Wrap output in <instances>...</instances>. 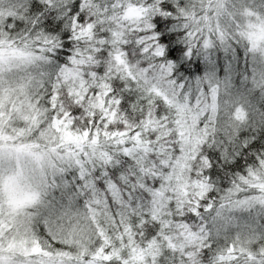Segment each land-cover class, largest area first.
Masks as SVG:
<instances>
[{
	"label": "snow or ice",
	"instance_id": "snow-or-ice-1",
	"mask_svg": "<svg viewBox=\"0 0 264 264\" xmlns=\"http://www.w3.org/2000/svg\"><path fill=\"white\" fill-rule=\"evenodd\" d=\"M45 9L49 11L45 13ZM133 9L139 18L130 20ZM174 11L164 0H114L110 6H103L98 0H7V6L0 3V264H53L45 255L32 254L34 247L52 257H63L62 264H123L112 257V249L127 244L126 229L135 233L137 241L145 243L165 239L169 232L180 236L181 230L187 229L193 236L190 246L181 251L164 247L159 257L149 258L148 264H201L202 257L207 258L206 250L212 249L221 235L218 225L224 213L253 209H234L233 205L260 195L256 181H249L256 177L264 188V157L259 161L260 170L250 169L247 176H239L218 205L207 203L215 186L206 174L212 163L203 156V148L214 140L215 132L208 134V129L214 123L217 126L220 119L217 112L214 120V111L209 109L214 101L227 106L231 98L220 97L217 82L193 101L185 93V84L175 78L179 59L176 54L185 50L173 47L177 33L171 31L170 17ZM36 12L42 14L44 25L35 17ZM59 13H65L70 20L71 31L65 32L64 37L70 36L71 43L64 44L52 35L65 26L63 18H52ZM224 17L264 21V3L256 10L247 0H240L231 8L229 0H206L199 10L184 14L189 57L194 48L208 49L217 40L224 43L233 35L241 40V23L228 33L222 27ZM61 48H73L64 53L69 60L49 71L47 66L52 65ZM261 79L264 80V71ZM134 97L135 102H131ZM185 110L197 114L196 127L204 130L208 138L200 143L192 158L187 171L189 189L182 193L173 177L175 162L186 152L180 127ZM137 113L135 120L130 118ZM63 128L86 137L87 142L80 148L61 147ZM16 139L31 141L36 147L43 145L58 152L61 159L69 152L73 154L68 163L53 157L57 171L47 188L62 189L71 197L70 186L57 182V173L71 166L82 178L77 192L88 198L87 210H100L103 205L106 215L102 213L99 223L88 220L91 242L86 244L87 251L85 242L78 241L70 218L74 198L59 211L48 191L21 186L26 164L20 147L15 145ZM123 158H128L127 163H134L139 171L123 187L113 183L110 194L99 196L89 180L95 182L97 173L106 176L110 166L124 163ZM13 187L21 198L31 197L35 206L28 209L23 225L14 226L5 234L4 197ZM145 200L150 201L149 211L137 206ZM206 203L205 210L212 214L211 227L203 221L200 211ZM57 214L68 219L67 225L53 226L51 218ZM197 218H201L198 225L187 222ZM41 219L67 250H56L39 238L34 227ZM8 227L13 229L11 224ZM236 227L239 228L238 221ZM13 235L28 241L25 253L7 252ZM216 264H264V233L255 247L239 253L236 242L229 244L216 257Z\"/></svg>",
	"mask_w": 264,
	"mask_h": 264
},
{
	"label": "trees",
	"instance_id": "trees-1",
	"mask_svg": "<svg viewBox=\"0 0 264 264\" xmlns=\"http://www.w3.org/2000/svg\"><path fill=\"white\" fill-rule=\"evenodd\" d=\"M0 1H3L4 6H7V0ZM98 2L103 6H110L114 0H98ZM135 2L144 3V0H135ZM164 2L175 9L170 17L173 21L171 31L177 33L173 47H181L185 50L184 53L176 54L179 59L176 61L177 70L175 75L179 83L185 84V93L190 94L194 101L200 92L209 91L210 85L217 82L220 83L218 93L222 99H224L225 89L232 92H237V90L241 89L243 93V100L241 101L240 99L238 102H234L232 106L230 104L227 106L223 104L217 105L214 101L211 109H209L214 111V120L217 112L220 113V119L217 126L214 123L208 129V134L215 132L214 140L203 148V156L207 157L212 163V167L206 170V174L211 176L212 183L215 186L213 191L208 195L207 203L215 202L218 205L229 194L233 188V182L239 176H247L250 169L260 170L259 161L264 157V82L259 83L258 81L261 78V72L264 71V60L261 59L260 55L252 53L243 25L239 29L241 40L237 39L234 35L224 43L217 40L214 46L208 49L202 46L194 48L192 55L189 57L187 55L189 45L185 39L187 32L184 28V14L191 13L193 10H199L201 6L206 4V0H164ZM248 2L250 6L256 10H260V6L264 3V0ZM47 11L49 10L45 9V13ZM35 17L39 20L40 25H44L45 20L41 18L42 14L40 12H36ZM52 18L57 21L63 18L65 25L61 27L58 33H52V35H55L64 44L71 43L70 36L68 38L64 37L65 32L70 33L71 31L70 20L67 15L65 13H59L56 17ZM138 18L139 14L137 11L135 9L131 10L129 19L135 20ZM227 20L229 18H222V27L226 32L233 33L236 22L231 21L233 24L230 30L224 27V25L228 24ZM43 31L47 32L48 29L44 27ZM179 33H183V35ZM11 34L17 35V33ZM72 51L73 48L59 49L57 52L58 58L53 57V63L47 67L48 70L55 71L56 67L61 65V61H68L69 57L64 55V53H70ZM254 56L260 60L255 59ZM135 99L134 97L131 102H135ZM232 108L233 110H231ZM127 111L130 112L131 109L129 108ZM145 111H147V108H145ZM163 111L164 109L161 107V115ZM137 115L139 114H133L130 118L135 120ZM197 119L198 116L195 112L185 110V114L182 116L180 122L186 152L182 159H178L175 162L173 179L182 193L189 189L187 171L191 168L192 158L198 150L200 143L208 138L204 130L196 127ZM241 123H243L242 126L240 125ZM86 142V137L77 136L68 131L67 128L62 129L61 147L75 145L80 148ZM15 145L22 150L53 153V157L55 156L56 160H59L60 163H68L69 157L73 155L69 152L61 159L58 152L45 149L43 145L36 147L33 142H22L20 139L15 140ZM245 145L247 146L245 147ZM127 159L123 158L124 163L120 166H110L106 176L103 173H97L95 182L89 180V184L93 185L94 191L99 196L103 197L106 192L110 194V185L113 183L119 187H123L128 183L129 178L139 171L134 163H127ZM52 168L53 170L46 176L45 186L41 191L46 190L49 192L54 207L59 211H63L64 208L68 207L69 200L74 198V202L71 204L72 216L70 218L75 223L74 230L78 241L85 242L84 250L87 251L86 244L91 242L89 240L91 229L88 227V220L92 219L94 223H99V220L102 218V213L106 215V211L103 205H101L100 210L96 208L87 210L88 198L79 195L77 192L82 186V178L74 167L69 166L65 171L57 173L59 177L57 182L62 186H70L69 191L71 192V197L62 189H53L52 191L50 188H47L48 181L57 171L56 161ZM253 181H256L255 186L260 191V195L251 200L237 202L233 205L234 209H253L251 211H235L234 213L230 211L224 213L222 222L218 227L223 226L225 228L227 223L229 226L228 228L226 227V232H222L221 230V235L215 239L213 248L206 250L207 258L202 257L201 264H216V257L233 242H236L238 253L250 246H256V241L260 237H254L249 240L245 235L235 230V225L241 217L247 218L248 221L252 224H257V226H264V209L259 208L260 206H264V203L260 201L264 198V188L260 186L261 182L256 177L250 178L249 182L251 183ZM249 194H252L251 189L249 190ZM207 203L201 207L200 211L203 221L211 227L212 214L205 210ZM148 205H150V201L145 200L143 205L138 203L137 206L144 207L145 211H149ZM34 206L35 203L25 207L26 214H28V209ZM113 208H116L114 203ZM159 214L157 212V215ZM51 219L53 226L59 224L63 227L68 223V219H61L59 214L53 216ZM187 222L198 225L201 223V218ZM105 224L107 225V220H105ZM34 230L41 240L51 243L54 249L67 250L61 239L55 238L50 234L49 227L45 224L44 220L41 219L36 223ZM125 234L128 237L127 244L121 243L118 247L114 246L112 249V257L116 260H121L123 264H148L149 258L155 259L159 257L161 255V249L164 247L171 248L174 251H181L193 242V236L187 229H182L180 236H177L175 232H169L165 239L152 240L147 243L143 240L137 241L135 239V233L130 230L126 229ZM152 238L154 237H149V239ZM109 243H111V239H109ZM7 252L12 255L20 254L17 251L14 252L11 250ZM46 259L53 262V264H62L64 258L52 257L50 255Z\"/></svg>",
	"mask_w": 264,
	"mask_h": 264
},
{
	"label": "rangeland",
	"instance_id": "rangeland-1",
	"mask_svg": "<svg viewBox=\"0 0 264 264\" xmlns=\"http://www.w3.org/2000/svg\"><path fill=\"white\" fill-rule=\"evenodd\" d=\"M248 1H253V0H247V2ZM239 2L240 0H229V8H231L233 4L238 5ZM0 3H3V1H0ZM231 21L233 20L230 18L229 20H227L228 24L224 25L226 29L228 28L231 30L233 24L231 23ZM235 22L241 23V25H243V28L245 29L244 32L249 40V46L252 53L260 55L261 59L264 60V21H259V22L248 21V20H243V18L237 17L234 23ZM255 59L260 60L257 57H255ZM258 82L263 83L264 80L260 78ZM229 97L231 98V103H229L231 106L234 102L236 101L238 102L240 99L242 101L243 100L242 90L240 89L237 90V92L236 91L232 92L228 89H225L224 99H228ZM21 151L23 153L22 159L26 164V169H25L26 175L24 180L22 181L21 186L30 185V186L38 187L40 190H43L45 186L46 176L49 172L53 170L52 167L55 164V161L53 159V153L34 152L31 150L28 151L22 149ZM16 191L17 190L14 187L10 188L9 192L4 197L2 213L7 222L5 223L3 228L5 234H8L10 231H13L14 226L24 224L25 218L28 216L24 208L34 204V201L31 197L21 198L16 194ZM260 201L264 203V198H262V200ZM238 222H239V228H237L235 225V230L245 235L249 240L253 239L254 237H260V234L264 233V226H257V224L255 225L254 223L252 224L245 217H241ZM9 224L13 226V229H9L8 227ZM228 226H229L228 223L225 225V228L221 226L220 231L222 230V232L223 231L226 232ZM27 246H28V241L21 240L18 236L13 235L9 240L7 251L8 250L14 252L17 251L21 254V253H25ZM31 252L37 257L41 255H45L47 258L48 256H50L48 254L41 253L40 250L35 247L31 249Z\"/></svg>",
	"mask_w": 264,
	"mask_h": 264
}]
</instances>
